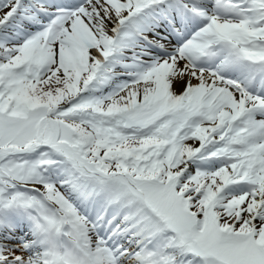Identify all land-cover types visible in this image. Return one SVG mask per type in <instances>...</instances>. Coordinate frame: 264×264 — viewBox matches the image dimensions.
Here are the masks:
<instances>
[{
    "label": "snow or ice",
    "instance_id": "obj_1",
    "mask_svg": "<svg viewBox=\"0 0 264 264\" xmlns=\"http://www.w3.org/2000/svg\"><path fill=\"white\" fill-rule=\"evenodd\" d=\"M0 264H264V0H0Z\"/></svg>",
    "mask_w": 264,
    "mask_h": 264
}]
</instances>
